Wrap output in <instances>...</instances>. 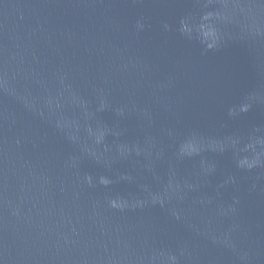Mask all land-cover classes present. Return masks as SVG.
I'll list each match as a JSON object with an SVG mask.
<instances>
[{
	"label": "water",
	"instance_id": "95a60500",
	"mask_svg": "<svg viewBox=\"0 0 264 264\" xmlns=\"http://www.w3.org/2000/svg\"><path fill=\"white\" fill-rule=\"evenodd\" d=\"M0 264H264V0H0Z\"/></svg>",
	"mask_w": 264,
	"mask_h": 264
},
{
	"label": "clouds",
	"instance_id": "9594fccd",
	"mask_svg": "<svg viewBox=\"0 0 264 264\" xmlns=\"http://www.w3.org/2000/svg\"><path fill=\"white\" fill-rule=\"evenodd\" d=\"M230 8L233 7H228L227 5L219 8V9H215V10H211L212 12L215 13L216 17H217V21H218V26H217V35H216V47H218L220 45V43L223 40V33L219 27V24L221 21L227 20L229 18V14H228V10ZM92 129L89 128V133L91 134Z\"/></svg>",
	"mask_w": 264,
	"mask_h": 264
}]
</instances>
